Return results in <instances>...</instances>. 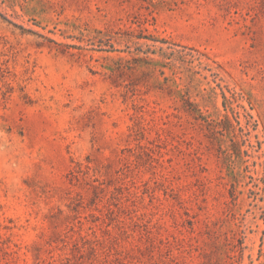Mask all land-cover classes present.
Wrapping results in <instances>:
<instances>
[{
    "label": "rangeland",
    "instance_id": "rangeland-1",
    "mask_svg": "<svg viewBox=\"0 0 264 264\" xmlns=\"http://www.w3.org/2000/svg\"><path fill=\"white\" fill-rule=\"evenodd\" d=\"M0 264H264V0H0Z\"/></svg>",
    "mask_w": 264,
    "mask_h": 264
}]
</instances>
